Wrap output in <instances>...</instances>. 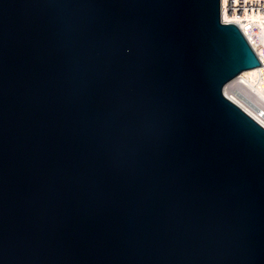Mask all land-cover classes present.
Segmentation results:
<instances>
[{
	"label": "water",
	"instance_id": "95a60500",
	"mask_svg": "<svg viewBox=\"0 0 264 264\" xmlns=\"http://www.w3.org/2000/svg\"><path fill=\"white\" fill-rule=\"evenodd\" d=\"M258 64L219 0H0V264H264Z\"/></svg>",
	"mask_w": 264,
	"mask_h": 264
},
{
	"label": "bare ground",
	"instance_id": "6f19581e",
	"mask_svg": "<svg viewBox=\"0 0 264 264\" xmlns=\"http://www.w3.org/2000/svg\"><path fill=\"white\" fill-rule=\"evenodd\" d=\"M221 18L229 21L233 17L229 13H222ZM264 18V12L255 14L254 12L245 13L243 18L247 21H259ZM246 32V30H244ZM261 64L240 70L234 77L224 83L222 91L224 95L243 108L249 115L256 119L261 125L264 126V106L261 100L256 97L264 99V58L261 57ZM239 81L251 89V93L241 91L238 88ZM238 82V83H237ZM238 87V88H237ZM254 94V95H253ZM256 95V97H255ZM240 99H244L249 108L240 104ZM247 99V100H246Z\"/></svg>",
	"mask_w": 264,
	"mask_h": 264
},
{
	"label": "built area",
	"instance_id": "2783aa9c",
	"mask_svg": "<svg viewBox=\"0 0 264 264\" xmlns=\"http://www.w3.org/2000/svg\"><path fill=\"white\" fill-rule=\"evenodd\" d=\"M250 12L255 14L264 12V0H219L220 19L224 22L235 23L250 42L258 59L261 60V57L264 58V18L259 21L245 22L242 19L243 15ZM222 13H229L233 18L229 21L223 20ZM240 104L250 107L244 99H240ZM261 104L264 106V99L261 100Z\"/></svg>",
	"mask_w": 264,
	"mask_h": 264
},
{
	"label": "rangeland",
	"instance_id": "374dc122",
	"mask_svg": "<svg viewBox=\"0 0 264 264\" xmlns=\"http://www.w3.org/2000/svg\"><path fill=\"white\" fill-rule=\"evenodd\" d=\"M238 83V82H237ZM239 87V88H238ZM238 89L239 90H243V91H246V92H249V94L252 92L251 91V89L249 88V87H247V86H245L243 83H241L240 81H239V85H238ZM254 95V94H253ZM255 97H256V95H255ZM257 98V100H262V98L260 97V98H258V97H256Z\"/></svg>",
	"mask_w": 264,
	"mask_h": 264
}]
</instances>
